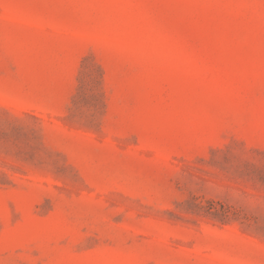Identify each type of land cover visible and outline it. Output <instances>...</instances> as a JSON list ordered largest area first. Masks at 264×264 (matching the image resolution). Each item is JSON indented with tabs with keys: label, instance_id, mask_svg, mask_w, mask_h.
<instances>
[{
	"label": "rangeland",
	"instance_id": "374dc122",
	"mask_svg": "<svg viewBox=\"0 0 264 264\" xmlns=\"http://www.w3.org/2000/svg\"><path fill=\"white\" fill-rule=\"evenodd\" d=\"M0 264H264V0H0Z\"/></svg>",
	"mask_w": 264,
	"mask_h": 264
}]
</instances>
